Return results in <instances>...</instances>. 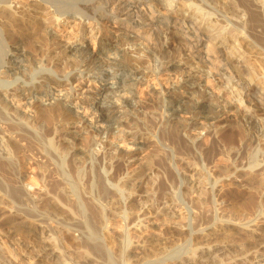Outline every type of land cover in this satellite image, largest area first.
Masks as SVG:
<instances>
[{
	"label": "rangeland",
	"instance_id": "374dc122",
	"mask_svg": "<svg viewBox=\"0 0 264 264\" xmlns=\"http://www.w3.org/2000/svg\"><path fill=\"white\" fill-rule=\"evenodd\" d=\"M146 1L149 2L151 0ZM206 1L209 6L214 8L212 12L215 13L216 17L218 15L221 23H227L232 27L238 28L240 25H243L246 20H252L258 25L256 26L258 34L264 31V16L248 14L249 12L247 13V11L249 10H247V5L244 4V6H246L244 7L240 3L241 0ZM257 1L260 2L261 0ZM157 7L161 8L162 6L157 5ZM165 9V6H163L162 11H164L162 13L166 14L167 11ZM10 12L0 13V24H2V27L5 29L4 41L6 40L5 42L3 41L5 43L4 45L0 39V47L3 45L5 48L9 45L8 47L9 49L11 48V50L16 48V50L22 51L19 52L22 54L19 58L24 60L23 65H25V67H29H26L29 75L27 80L29 82L24 83L21 79V82L19 80L16 83L22 86L25 85L26 87H29L31 84L30 81L36 79L35 77L38 75V71H40L41 74L62 76L73 69L80 57L78 58L75 56V52L70 49V46L78 44L79 41L81 44L85 43V46L90 48L91 52L101 50L103 47L108 46L111 50L105 52L102 58L108 62L113 61L116 56H119V53L121 55L123 53V56H126L125 59L129 60L130 54L128 56L127 51L133 53L131 49L132 43L130 41L132 39L134 42L140 41V39L135 36L128 37L127 34L132 32V30L126 29V25L115 23L113 20L107 23L102 21L98 27H96V25L94 26V23H91L89 19L82 18L79 23V17L75 19L74 23L70 22L68 24L66 22L61 23L59 22L60 20H58L59 24L56 22L57 20L54 21L52 18L51 21H53V23L48 22L42 13L38 14L40 16H36L34 12L31 13V11H29L31 15L29 16L33 19L29 18V13L25 11L28 13L26 17L16 18L17 21L13 20L15 22L10 23L3 21V17L10 15ZM12 14L15 15L13 12ZM11 16L12 15H10V17ZM6 17H4V19H6ZM256 18H258L259 21H257L258 19ZM253 19H255L256 22ZM260 22H262V24ZM157 25L156 28L153 27V31L157 30L158 33L160 32L159 34L166 36V42L169 44V46L166 45V51L167 53L171 52L168 54H172L174 51L173 56L175 55V58L170 55L169 57H172L171 59H164L162 65L167 68L174 66L170 75L171 77H176V79L183 75L180 73L184 70L185 73L192 72L190 71L192 66L191 55L182 54L180 56L182 57V61L186 62L183 64L179 59L180 57L177 56L178 52H175V50L178 51L179 46L182 47L184 41L182 31L180 32V29L177 27L175 29L166 30L163 23L159 24V22H157ZM210 26L214 27L216 25H211L210 23ZM232 27L230 31L228 29L227 34L225 33L224 35V37L227 36L226 41L229 42L222 47L223 52L221 51V53H223L222 57L224 58H229V54L234 52V48L232 49V44L230 43L233 42V37L237 38L234 32L238 29L232 30ZM157 32L156 35H158ZM231 32H233V36L230 35ZM222 39L223 37L221 40ZM261 39L262 38L259 39V44H261L263 49L253 46V44L243 42L242 45L245 46L243 47L244 53L242 51V53L237 54V58L241 56L242 60L239 62L238 60L235 61V58H232V62H236L240 66L242 65L237 71L244 72L242 75L245 78H249L248 80L254 77L255 86L263 91L264 63L262 62H264V46L260 42ZM3 50V48H0V57ZM10 52L12 53V51ZM151 55L152 51L148 50L145 55L137 60L138 63L141 62V64H143L145 69L148 70V73H136L134 76L125 74L128 75L129 78L126 81L127 85L118 81L122 79V77H119V79L110 78L104 80L96 78L92 81L87 79V83L86 85L84 84V88L82 89L84 90V94L83 92H77L75 95L68 96V87L64 85L60 87L50 85L47 94H45L46 89L38 87L34 90L32 95H23L18 92L17 94L15 93L8 96L9 109L11 110L12 108V111H16L18 113V118L23 114L21 115L22 120L24 121L26 118L25 120H28L30 123L25 126V128L24 126L22 127L26 131L20 129V132H23L21 136L13 135L12 137L7 135L9 140L5 138L8 142H6L8 148L10 147L9 150H13L12 157L6 160V158H4L6 154L4 157L0 155V162L6 163L4 167L0 165V192H2L0 194L3 195L2 197L4 199H0V264H60V262H64L65 264H150L156 258L167 256L170 253L168 248L171 250L174 247L181 248L179 252L181 255L183 253L195 256L197 258L196 264L207 258L210 259V263L207 264H256L259 259L257 260L255 257L258 254L264 259V248L258 249L255 245V240L252 239L254 237L250 230L252 229L255 233L264 236V183H262L264 175V113L259 109L264 106V104L259 106L251 100V96L246 97V99H249L247 101H252L251 109L256 113L257 117L256 127L253 129L245 125L243 116L239 114L245 109V104L243 103L241 106L243 109L238 110V108L234 107V110L229 112L228 115L211 119L214 127L213 132H207L203 129L205 128V122L207 123L209 121L203 119L199 120L195 128H189L190 130L180 127L177 130L178 132H176V134L174 133V135L171 131L172 122L168 118L169 115L171 117V114L174 112L173 109H175L180 102L178 103L175 99H164L163 94L159 93V89H168V82L170 79L165 78L169 75L164 72L161 73L163 75L158 76L153 74L154 70L150 61ZM19 58L15 60L22 64V60ZM41 63L44 65L45 69L39 70L37 67ZM7 67L8 65H6V68ZM46 67L53 68L57 71L58 75L50 70H46ZM213 69L216 68L214 67ZM16 70L9 73L10 79H14L17 76L18 71ZM250 75L252 77H250ZM31 76L35 79H32ZM131 78H133V80ZM196 80H198V83L195 84L193 93L188 86L186 87H188L189 90L183 87L184 84L179 88L181 91H184L180 93V96H182L184 100L187 99V101L190 102L201 94H209L210 100L215 102L218 100H230L231 97L235 95L230 93V89H224L223 81L225 77L219 74L210 77L202 75L201 78L197 77ZM181 82L182 80H180V83ZM78 84L79 83L73 82V86L77 87ZM89 84L90 86L92 85L94 89H87ZM96 86H99L100 89H107L99 92L97 98H95V94L98 93L95 88ZM155 88L156 90H153ZM195 90H197V92ZM89 96H92V99L95 98L93 102L96 109L92 108L91 102L88 101ZM237 98L240 99V96H237ZM262 99H264V95ZM82 100L88 101L87 106H81V108L74 107V105H79ZM66 101L72 104H68L69 106L65 107L63 103ZM126 102H130L131 106L129 109L133 110L134 118L128 121L124 120L122 122L124 124L123 126L125 129H135L141 136L143 135V140H145V142L147 141L143 144L134 145V147H131L129 144H135L133 143L136 142L135 140L133 142H130V140L123 142L115 137L113 130H118L120 126L119 121L115 120L111 122V120L109 121L110 123H106L101 120L102 116L106 115L107 112L116 114L117 118L122 120L125 116ZM167 106L173 108L171 109L172 112L171 110H167ZM63 108L65 112L67 111L68 118L66 115L63 117L65 112L62 113L60 111ZM48 110L52 112L50 111V113ZM48 112L50 116H52L51 119H53V121L45 117L49 115L47 114ZM190 120L191 119H188V121ZM108 124H111L110 130L107 128L109 126ZM214 129L218 132L215 133ZM226 131H231V133L234 132L235 140L233 142H230L228 139L226 140L225 136H223L224 138L222 137ZM99 132L100 135H104L103 140L106 149L113 143L118 148L120 155L134 156L136 159L128 163V165H117L116 161L114 163L111 159V156H109L111 157L110 159L109 157L105 158L100 155L101 151L100 154H95L96 150L99 149V145L93 142L99 139L100 135L97 136ZM41 140H43V142L52 140L56 147L58 145V148L60 150L62 149V152L60 151V154H62L58 155L59 160L55 158L54 160L51 159L47 151L42 148L43 142ZM90 140L93 141L91 142ZM63 145L64 147H62ZM63 148H65L64 151ZM108 149L110 150L111 148ZM76 154H78V156ZM65 159L72 160V162L69 160V163L71 166L75 164V167L67 166L66 164L69 165V163ZM43 161L46 162L43 163ZM59 161L61 164L60 166ZM193 166H196L200 171H213L215 174L218 173L217 178L219 182H217L214 187H212L211 184H205L201 185V187H195L197 189L191 188L190 190V186L186 182H183L181 175L191 174ZM57 167H62L66 174V180L62 182L61 185L58 184L59 187L55 184L57 186V188H55L56 186L52 183L54 182L53 180H61L62 177L61 171ZM58 174L60 175L58 176ZM260 178L262 180H260ZM86 180L89 181L88 185ZM47 181L49 184L55 186L51 185L54 189L47 184ZM136 183H138V185ZM103 188L115 189L119 202H124L125 196L130 194L127 199L128 203H125L127 205L126 207L123 203V207L118 205L114 208L117 215L115 214V217L111 219L112 221L108 220L107 224L109 228L106 229L109 230V232L105 230V233L103 229L99 228L98 219H94L96 215H93V206L91 205L92 207H89L91 200H94V203L97 205L102 201L106 202V200L104 201L105 197H101L103 195ZM202 189H207V193L206 191L203 192L204 190ZM33 192L36 196H33ZM193 192L198 194L202 193L203 197L199 200L193 198ZM7 193L10 194L8 195ZM55 193L59 195L60 198ZM100 193L102 194L101 196ZM63 194L65 196L67 194L68 196L73 194V196L70 195L68 197L72 203L67 197L65 199ZM62 196L64 200L61 199ZM70 197L75 199V201ZM55 199L56 201H54ZM45 200H47L48 203H44L47 202ZM86 200H89L90 203L86 202ZM55 202L58 204L56 203L57 205H55ZM75 202L77 203L75 204ZM69 203L73 205V208ZM168 203H172V205L175 204V208L177 209L176 213L165 214L162 211L157 212L162 206L165 207L169 205ZM47 206L50 207V209H48ZM151 206L155 208L151 209ZM88 207L91 209L89 210ZM73 209L76 210L74 211ZM60 211L62 212L60 213ZM128 211H131L135 218L140 217L139 214L142 215L141 217H143L144 221L148 224L147 227L141 225L140 229H136L132 224L127 227V234L131 235L133 240H135L134 244L132 243L127 248L129 251L124 249L123 245L125 244L123 238L126 233V221L129 220ZM133 221L134 220H132L131 223H133ZM47 223L49 226L46 225ZM39 224L42 226V229H40L41 226ZM44 225L50 229V231H48L49 234L47 233V235H49L48 237H50L49 241H51L48 242V244L53 248L50 250L57 251L58 253H56L61 256H59V259L56 261L47 259V255L38 257L37 253L42 249V244L40 243L45 242L41 240V235L39 234L44 232ZM173 226H182L183 229L176 230ZM90 227H94L96 232L90 233V231H88ZM209 231L212 232L211 235L205 234ZM46 232L47 231L44 233ZM104 235H106L107 238H105ZM36 238H39L38 240L41 241L39 242ZM147 239L149 242H147L146 245L149 246L151 250L142 251L140 245ZM153 242H157L159 245ZM215 245L222 250H220V252L206 253L207 251L205 250L208 247L211 248V246ZM86 246L91 248L87 249ZM37 248H39V250ZM93 252H95V254H93ZM176 257L178 256H173L172 259ZM178 264L181 263L179 262Z\"/></svg>",
	"mask_w": 264,
	"mask_h": 264
},
{
	"label": "bare ground",
	"instance_id": "6f19581e",
	"mask_svg": "<svg viewBox=\"0 0 264 264\" xmlns=\"http://www.w3.org/2000/svg\"><path fill=\"white\" fill-rule=\"evenodd\" d=\"M12 3H14V4H12ZM240 3L243 6H244V4L247 5V7H248L247 10H249V11H247V13L249 12L248 14H252V15L255 14L256 16H259V15L261 16L262 15V17L264 16V0H261L260 2H258L257 0H241ZM157 5L158 6H162V7L161 8L160 7H157ZM163 6H165V8H166L165 9L167 11L166 14L165 13H162L164 11V10L162 11ZM244 7H246V6H244ZM213 9H214L213 7H211V6L208 5V3H207L206 0H151L149 2L146 1V0H0V11L3 12V13L4 12H7V11L8 12L11 11L10 12V15H12L11 17H10V15H6L7 17L6 16H4V17H6V19H8V20L4 19V17H3L2 20L3 21L10 22V23L15 22L13 20H16V18L26 17V15L28 13H29L28 14V16H29L30 15V12L29 11H31V13L34 12L36 14V16H40L38 14L39 13H42V15H44L46 17V20L48 22H51V23H53V21H51V18L54 21L57 20L56 21L57 23H59V22H61V23L62 22H66L68 24L70 22H73L74 23L75 19L77 17H79V21H78L79 23L81 22L82 18L89 19L91 21V23H94V26L96 25V27H98L99 24L102 21H105L107 23V22L113 20L115 23H122V24L126 25V29L132 30V32H130L129 34H127L128 37H134L135 36V37H137V38L140 39V41H135L134 42L133 39H132L133 41L132 40L130 41L132 43L131 49H132L133 53H131L130 51H127V53H128V56L130 54V58L131 57H133V58H131V59L129 58V60L128 59H125L126 56L124 57L123 56L124 55L123 53H122V55L119 53V56H116V58L113 61H109V62L108 61H105V59L104 60L102 59L103 58V55H105L104 53L111 50L108 46L107 47H103L101 50H95V51L91 52L90 48H88L87 46H85V43L84 44H81L80 41H79L78 44H75L73 46L72 45L70 46V49L75 52V56L78 57V58L80 57L77 60L78 63L76 62L77 64L75 65V67L73 69H71L70 71H68L67 73H65V75H62V76H60V75L59 76H56V75L41 74V72L38 71V75L35 77L36 79L31 76V78L32 79L34 78L35 80L30 81L31 84L29 85V87H26L25 85L22 86V85L16 83L19 80L21 82V79L23 80L24 83L29 82L27 80L28 79L27 77L29 76L28 75V72H27V68H29V67L26 66L27 67L26 68L25 65H23L24 60L21 59V58H19V56L22 55L19 52H22V51L16 50V48H14V49L11 50V48L9 49V47H8L9 45L4 48V46L2 45V47H0V48H3L4 50L2 51L1 57H0V155L2 157H4L5 154H6V156L4 157V158H6V160H9V158L12 157V155H13V152L12 151L13 150H11V149L9 150L10 147L8 148V145L6 144L7 140L5 138H7V135H10L12 137H13V135L14 136H17V135H20L21 136V134L23 132H20V129L24 131L25 129H23L22 127L24 126V128H25V126H27L30 123L28 120L27 121L25 120L26 118L24 119L25 122L22 120L21 115H23V114H21L20 115V118H18L17 117L18 116V113L16 111H12V108H11V110L9 109L10 106H9V103H8L9 101L7 99L9 95L15 94V93L17 94L18 92L20 94H23V95H27V94L28 95H32L33 92H34V90H36V88H38V87H43L44 89H46V93L45 94H47V90L50 87V85H55L56 87H60V86H63L64 85V86L68 87V90H69L68 96H71V95L77 94V92L78 93L79 92L82 93L84 91L82 89L84 88V84L86 85L87 79H89V81H92L93 79H96V78L97 79H100V80H104V79H110V78L119 79V77H122V79H119L118 81L122 82L123 84H126V81L129 78H128V75H125V74H131V75L134 76L136 73H141V72L148 73L147 72L148 70L145 69V67L143 66V64H141V62L138 63V61H137L143 55H145L148 50L152 51V55H151V58H150L151 60L150 61L152 63L153 70H154L153 74L156 75V76H158V75H163L161 73L164 72V73H166V74L169 75V76H166L165 77L167 79H170V81L168 82V85H169L168 89L167 90L159 89V93H162L163 94L164 99H175V100H177L178 103L180 102L179 105L175 109H173L172 107L167 106V110H171V109L174 110V112L172 113L173 115L171 114V117L169 115V118H168L172 122L171 123V125H172V127H171L172 134H174V133L176 134V132H178L177 130L180 127L184 128V129L195 128L196 124L199 123V120H203V119L206 120V121L209 120L207 123L205 122V124H204V127L205 128H203V129L206 130L207 132L208 131L209 132L210 131L213 132V128L214 127H213V123L211 122V119L217 118L218 116L228 115L229 112H232L234 110V107L238 108V110L239 109H243V107H241L243 103L245 104L244 105L245 109H243V112L242 113H239V114H241L243 116V119H244V122H245V125L246 126H248L251 129L255 128L256 127V119H257V117H256V113L251 109L252 108L251 102L254 101L259 106H261L262 104H264V99H262V96L264 95V90L262 91V90H260L259 88H257L255 86V79H254V77L253 78H250V80H248L249 78H245L242 75L244 72L242 73V72L237 71V69L240 68L242 65L240 66L236 62L233 63L232 62V58H235L236 59L235 61L238 60L239 62L242 60V57L241 56L239 58H237V54L242 53L243 47H245L244 45H242L243 42L249 43V44H253V46H256L258 48L263 49L262 46H261V44H259V39L262 38L260 40V42L264 46V31H262V32L260 31L261 34L260 33L258 34V31L256 29V26H258V25L256 23H254L252 20H249V21L246 20V22H244L243 25L237 24V25H240V27H238V28L237 27H232L231 25H229L227 23L226 24L225 23H221V20L218 17V15L216 17L215 16V13L212 12ZM25 11L28 12V13H26ZM12 12L15 15H13ZM162 14H164V15H162ZM30 16H29V18H32ZM45 17H44V19H45ZM262 17H259V18H262ZM251 18H252V16H251ZM256 19H258V18H256ZM18 20H20V19H18ZM58 20H60V21L58 22ZM253 20L255 21V19H253ZM39 21H41V20H39ZM257 21H259V19ZM260 21H263V20H260ZM35 22H37V21H35ZM157 22H159V24L163 23V25H164V27H165L166 30L167 29H175L177 27L178 29H180V32L182 31V34L184 36V41H183L182 47L179 46L178 47V51L175 50V52H178V54H177L178 57H180L182 54H184V55L185 54L191 55L192 66L190 68V71H192V72L185 73V70H184L183 72L180 73V74H183V75H181L178 79H176V77H171V75H170V73H172V71H173V67L174 66L167 68V67H165V66L162 65V63L164 62L163 61L164 59L170 58L169 57L170 55H172V57L175 58V55L173 56V52L174 51L172 52V54H168V53H171V52H168L167 53V51H166L167 50L166 49V45L169 46V44H167L168 42H166V36H164V35L162 36V34H159L160 32L158 33L157 30L156 31H153L154 30L153 27L156 28L158 26L157 25ZM37 23H39V22H37ZM210 23H211V25L214 24L216 26H214V27L213 26H210ZM236 23H237V21H236ZM260 23L262 24V22H260ZM231 27L233 28L232 30H234V29L237 30L238 29L236 32H234L236 34L235 36H237V38L236 37H233L234 38L232 40L233 42L230 41L231 42L230 44H232V49L234 48V50H233L234 52H232L231 54H229V58L228 57L227 58L226 57L224 58V57H222L223 56L222 55L223 53H221L222 47L224 45H226V44L229 43V42L226 41V37L227 36L224 37V35H225V33L227 34L228 29L230 31ZM4 30L5 29L2 27V24H0V39L2 40V41L1 40L0 41L2 42V44L6 41V40L4 41V36H5L4 35ZM158 30H160V29H158ZM156 32L158 33V35H156ZM232 33L233 32H231V34H230L231 36L234 35V34L232 35ZM231 36H229V37H231ZM222 37H223V39L221 40ZM255 37H256V39H255ZM4 45H5V43H4ZM114 48H115V46H114ZM10 51H12V53ZM260 51H262V50H260ZM243 53H244V51H243ZM18 58L22 60V64L20 62H18V61L16 62L15 59H18ZM181 58L182 57H180L179 59L182 61ZM182 63L184 64L186 62L185 61H182ZM262 63H264V62H262ZM43 64H44V62H43ZM43 64L42 63L39 64V65L37 64L38 65L37 68L39 70L45 69V67H44ZM6 65H8L7 68H6ZM243 66H246V65H243ZM179 67H180V65H179ZM214 67L216 69H213ZM14 70L18 71L17 72V76L14 79H10L9 73L11 71H14ZM46 70H48V71L50 70L53 73L57 74V71L54 70L51 67H46ZM216 74H219L220 76L225 77V80L223 81V87H224V89L225 90L226 89H230V93L235 94L234 96L231 97L230 100H225V101L218 100V101H215L214 102V101H211L210 100V95L209 94H201V95H199L200 97L198 96V97H196L194 99L192 98L193 100L189 102V101H187V99L184 100V98L182 96H180V93H183L184 92V91H181L179 89L182 86V84H184L183 87H185L186 89H188V87H189V89L192 90V93H193V88L195 87V84L198 83V80H196L197 77L201 78L202 75H205V76H209L210 77V76H213V75H216ZM244 75L247 76L246 74H244ZM251 75H250V77H252ZM256 75H257V73H256ZM256 75H254V76H256ZM131 79L133 80V78H131ZM180 80H182L181 83H180ZM73 82L79 83L78 86L77 87L76 86H73ZM186 86H188V87H186ZM92 87L93 86L92 85L90 86V84H89L87 86V89H94V87L93 88ZM95 88L98 91V93L95 94V98H97L99 96V92L104 91V90H107V89H100L99 86H96ZM124 88H125V86H124ZM153 90H156V88L153 89ZM195 91L197 92V90H195ZM83 94H84V92H83ZM237 96H240V99H238ZM250 96L252 97V99H251L252 101L249 102V101H247L249 99H246V97H250ZM93 97H94V95H93ZM95 98H93V99H95ZM93 99H92V96H89L88 101L91 102L90 104L92 105V108L96 109V106L94 105ZM88 101H83L82 100V102L79 103V105L78 104L77 105H74V107H76V108H78V107L81 108V106L82 107H85V106H87ZM239 101H240V103H239ZM63 104H64L65 107H68L72 103L69 104L66 101ZM188 104H189V106H188ZM130 106H131L130 102H126L125 103V112H124L125 116L122 118V120L118 119L117 116H116V114H113L111 112H107L106 115H103L102 118L101 117L100 118H101V120H103L106 123L109 122V121H111V120H112L111 122H113L115 120L116 121H119V125L120 126L118 127V130L117 131L116 130H113L114 131V134H115V137L117 139H120V141L122 140L123 142L126 141V140H130V142H133L135 140L136 142H133L135 144H133V145H132V143L129 144L131 147H134V145L136 146L138 144H143L145 142V140H143V138H144L143 135L141 136V134H139V132L136 131L135 129H125V127L123 126L124 124L122 122L124 120H127L128 121L131 118H134L133 110L129 109ZM259 109H260V111H263L262 113H264V106H262ZM62 110H60V111L62 113H64L65 112V109L63 108ZM49 112L47 113L49 115L48 116H45L48 120L52 118V116H50V113L52 111L50 113ZM171 112H172V110H171ZM58 113H60V112H58ZM65 113H64V115L63 114H61V115H63V117H65V115L67 116V113L66 114ZM258 113H259V111H258ZM52 115H53V113H52ZM67 118H68V116H67ZM60 119H63V118H60ZM64 119H66V118H64ZM188 119H191V120L188 121ZM44 121H46V120H44ZM51 121H53V119H51ZM48 125H49V122H48ZM110 125L107 127L109 130L111 129ZM44 131H46V130H44ZM214 131H215V129H214ZM217 132L218 131H215V133H217ZM226 132H225V134L223 133L224 135H222V137L225 136V139L226 140L228 139V140H230V142H233L235 140V137H234V134H233L234 132L233 133H231V131L230 132H227V133ZM99 135H100V132L97 134V136H99ZM103 136L100 135L99 139L98 140L96 139L93 142V143L96 142V145H99V149L96 150V153L95 154H100V151H101V154L100 155H102L105 158H108L109 156H111L112 158L109 157V159L111 158L114 161V163L116 161L117 165H121V164L122 165H124V164L125 165L126 164L128 165V163L133 162V160L136 159V158H134V156L131 157V156L123 155V154L120 155L118 148L113 143L111 144L110 147H107V149H106V146H105L104 140H103L104 139ZM45 138H47V137H45ZM28 139H30V138H28ZM41 141L43 142V140H41ZM227 142H229V141H227ZM28 145H30V144H28ZM40 145H39V147H40ZM65 145H67V144H65ZM90 146H88V147H90ZM62 147H64V145ZM263 147H264V145H263ZM42 148L45 151H47V153L51 157V159L54 160V158H55V159H58L59 160L58 155L60 154V151L62 152V149L60 150L58 148V145L56 147L52 140H46L45 142H43L42 143ZM108 148H111V149L109 150ZM64 149L65 148H63V151H64ZM36 151H37V149H36ZM76 155L78 156V154H76ZM48 159H50V158H48ZM69 160L67 159L66 161L69 163ZM83 160H84V158H83ZM89 160H91V159H89ZM262 160H263V158H262ZM35 161H37V160H35ZM70 161L72 162V160H70ZM45 162L43 161V163H45ZM73 163H75V162H73ZM83 163H85V162H83ZM0 165L4 167L6 165V163L1 161L0 162ZM9 165H10V163H9ZM60 165L61 164H60V161H59V166ZM66 165L67 166H71L70 163H69V165L68 164H66ZM7 166H8V164H7ZM71 167L74 168L75 167V164H74V166H71ZM192 168H193V170H192L191 174H189V175L182 174L181 175V179L183 180V182H186L190 186V190H191V188L194 189L195 187H199V186L201 187V185H205V184H211V186L214 187L215 184L217 182H219L218 181V178H217L218 173L215 174V173H213V171H210V172H204L203 170L200 171L196 166H193ZM58 169L61 171V176L62 177H61V180H58V179L57 180L56 179L53 180L54 182H52V183H54V185L55 184L56 185H58V184L61 185V183L66 180V174H65L64 170L62 169V167H60ZM188 173H189V171H188ZM3 174H5V173H3ZM59 175L60 174H58V176ZM6 178H7V176H6ZM87 180H89V179H87ZM260 180H262V179L260 178ZM262 181H263L262 183H264V175H263V180ZM88 182L89 181L86 182L87 185L89 184ZM262 183H261V185H262ZM47 184H49L48 181H47ZM65 184H67V183H65ZM136 184L138 185V183H136ZM49 185H50V187H52L51 185H53V184H49ZM59 185H58V187H59ZM83 186H81V187H83ZM0 187H1V185H0ZM263 187H264V184H263ZM55 188H57V186ZM195 189H197V188H195ZM204 189H202V190H204ZM207 189L204 190L203 192L206 191V193H207ZM69 190H71V189H69ZM202 190H201V192H202ZM102 191H103V195L100 193V196L101 195H102L101 197L104 196L105 197L104 201L106 200V202H103L102 201V202H100V204L97 205V204L94 203V200L89 199V200H91L90 201L91 204H90L89 207H92L93 206L92 207V210H93L92 212H93V215H96V217L94 216V219L95 218L98 219L99 228L103 229V232H104L105 230H107L109 228L108 227L109 225L107 224L108 223V220H111L112 218L115 217L116 212H115L114 208H116V206H118V205L120 207L121 206L123 207V203L124 204L126 202L128 203V200L127 199L129 198V195L130 194L127 195V196H125L124 202H122V201L119 202L118 199H117V196H116L117 192H116L115 189L103 188ZM68 192H70V191H68ZM0 193H2V192H0ZM193 193H194V194H192L194 196V197L192 196L193 198H196V199L199 200L201 197H203L202 196V193H200V194L195 193V192H193ZM7 194L9 195L10 193H7ZM33 194H34V192H33ZM64 194H65V192H64ZM64 194H63V196H65ZM68 194L65 196V199H66V197L68 198L70 195L73 196V194H70L69 196H68ZM0 195H1L0 196V199H3V197H2L3 195L2 194H0ZM12 195H14V194H12ZM203 195H204V193H203ZM33 196H36V195L34 194ZM57 196H59V195H57ZM63 196L61 197V199H63ZM80 196H81V194H80ZM50 197H51V195H50ZM59 198H60V196H59ZM70 198H72V197H70ZM47 200H45V201H47ZM72 200L75 201V199H73V198H72ZM89 200H86V202H89ZM217 200H219V199H217ZM54 201H56V199ZM54 201H53V203H54ZM65 201H68V200H65ZM1 202H2V200H1ZM28 202H30V201H28ZM44 203H48V201L47 202H44ZM56 203L57 202H55V205L58 204V203L57 204ZM71 203H72V201H71ZM76 203L77 202H75V204ZM84 203H85V201H84ZM126 204H125V207L127 206ZM45 205H48V204H45ZM51 205H52V203H51ZM41 206H43V205H41ZM70 206L72 207L73 205L70 204ZM85 206H86V204H85ZM89 207H88V209H89ZM175 207H176L175 204L172 205V203H170L169 205H166L165 207L162 206L161 208H159V210L157 212L162 211L165 214L166 213H172V214H174V213H176V210H177ZM51 208H53V207H51ZM154 208H153V206H151V209H154ZM48 209H50V207H48ZM66 211H67V209H66ZM61 212L62 211H60V213ZM128 212H129V216H128V219L129 220L126 221V233L124 234V238H123L124 239L123 242L125 243V244H123L124 245V249H126L127 251H129V249H127V248L132 243L134 244V242H135V240H133V238L131 237V235L127 234V232H128L127 227L130 226V224L134 225V227L136 229H140L141 228V225H143L145 227L148 226L147 222L144 221V218L141 217L142 215L139 214L140 217H136L135 218L131 211H128ZM149 212H150V210H149ZM149 212H147V213H149ZM32 214H34V213H32ZM64 214H65V212H64ZM144 214H146V213H144ZM84 215H86V214H84ZM93 215H92V217H93ZM87 220H88V218H87ZM132 220H134L133 223H131ZM30 222H32V221H30ZM40 224H41V222H40ZM46 225L49 226L48 223ZM46 225H44L45 227L43 226L44 227L43 231L44 232L47 231L46 233L43 232L41 234V233L38 232L41 235V240L42 241H45V242L44 243H40V244H42L41 245V248L42 249L37 254H38V257H43V256L47 255L48 256L47 259H51V260H55L56 261V260L59 259V256L60 255L57 254L58 253L57 251H56L57 252L56 253L55 250H50V249H53L50 246V244H48V242H51V241H49V238H50V237H48L49 235H47V233L49 234L48 231H50V229ZM96 225H98V224H96ZM89 226H90V224H89ZM111 226H112V224H111ZM96 227H98V226H96ZM173 227L176 230L183 229L182 226H173ZM38 228H39V226H38ZM40 229H42V226H41ZM250 230L252 231V234H253V237H254L252 239L255 240V243H256L255 245L258 247V249L260 250V248H264V236H261L258 233H255L252 229H250ZM88 231H90V233H95L96 232V229H94V227H92V228L90 227L88 229ZM107 231L109 232V230H107ZM196 232H199V231H196ZM39 234H36V235H39ZM205 234H207V235L210 234L211 235L212 232L209 231V232H207ZM104 237L107 238L106 235H104ZM108 238H109V236H108ZM36 239L38 240L39 238H36ZM41 240H38V241L40 242ZM56 240H57V238H56ZM147 242H149L148 239L147 240H144L142 242V244L140 245V248H141L142 251H150L151 250V248L146 245ZM53 243H55V242H53ZM101 243H103V242H101ZM153 243L156 244L157 242H153ZM113 244H114V242H113ZM39 247H40V245H39ZM90 248L87 247V249H90ZM37 249L39 250V248H37ZM93 249H95V248H93ZM113 249H114V247H113ZM180 249L181 248L174 247L173 249L170 250V248H168V250H169V252L171 254L170 253L169 254L167 253V254L170 255V256L167 255V256H162V257L156 258L153 261L151 260L152 262L150 261L151 262L150 264H178L179 262L181 264H196L197 263V258L195 256L190 255V254L189 255L188 254H183V253L181 255V253H179L180 252ZM220 250H222V249H219V247L217 245H215V246H211V248L208 247L205 251H207L206 253H209V252H216V251H219L220 252ZM91 251H93V250H91ZM93 254H95V252H93ZM178 254H180V255H178ZM96 255H98V254H96ZM173 256H178V257L172 259ZM99 257H100V255H99ZM255 258H257V260L259 259L256 262V264H263L264 259L261 258L260 254L256 255ZM130 263H131V261H130ZM199 263L200 264L210 263V259H208V258L207 259H203ZM60 264H65V263L64 262L63 263L60 262Z\"/></svg>",
	"mask_w": 264,
	"mask_h": 264
}]
</instances>
